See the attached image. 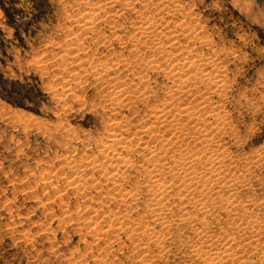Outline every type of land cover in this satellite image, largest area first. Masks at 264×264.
<instances>
[{"label": "bare ground", "instance_id": "bare-ground-1", "mask_svg": "<svg viewBox=\"0 0 264 264\" xmlns=\"http://www.w3.org/2000/svg\"><path fill=\"white\" fill-rule=\"evenodd\" d=\"M78 1L81 0H73V2ZM103 1L97 0L93 3L86 1L76 19L78 24L75 25L86 33H97L96 35H100L99 37L102 38L103 34L100 33L105 32L100 30L99 26L97 27L94 19L105 17L107 27L111 28L110 36L104 35L105 39L116 38L117 41L125 44V49L123 53L117 55L115 49L109 48L111 49L110 54H116L115 58L103 60L95 57V59L83 63L84 66L81 69L83 68L89 74L94 75L97 85L103 86L100 93L104 92V94L102 93V98H100L102 103L100 105L105 107L104 109L110 108L111 111L119 114L122 108L129 107L140 115L138 121L140 123H133L128 117H126L128 120H119L116 114L111 117L113 112L111 114V111H108L111 115L105 122L104 135L102 133L103 137L100 135L101 137L97 141H93L99 154L90 155L93 158H88L90 160L82 164L79 159L69 160L71 174L65 177V187H69L70 191L72 190L76 194L84 193V197L91 194V192L90 194L85 192L86 188L99 189L97 198L92 196L91 199L88 197L84 200L87 206L91 204L90 201H97L99 206L93 210L89 218L86 220L84 218L86 222L84 220L83 224L82 221L80 222L82 225L75 222L77 226L81 225V229L90 227L96 236L100 233L106 235L100 238L106 237V246L102 248L108 256L102 253H93L88 264H117L113 257L124 247L128 248L127 251L132 252L129 264L161 263L162 260L171 256L169 253L173 246L170 243L171 247L169 248L170 241L179 244V248L174 247L173 249L176 248L183 256L189 257L190 264H264V248L260 238V234L264 233L262 231L264 230V225H262L264 219L261 223L259 220L261 216L258 217L264 210V200H258L259 197L256 198V196L251 199V196H248L249 199L242 201L239 196L235 197L239 185H243L241 187L249 185L256 172L253 166L261 164L262 167L264 150H258V152L252 153V156L245 155L246 157L240 158L238 155L234 156L236 153L233 155V151H230L228 146H221L222 134L232 126H229L231 123L229 124V120H227L228 115L223 112L225 109L223 111L220 109L221 103L219 105L217 100L213 99L214 95L222 94L228 86L223 74L227 68L223 69L220 59V62H217L220 54H213V51L210 52V50L206 51L203 47L212 44L205 39L200 41V45H197L198 36L195 32H187L184 38L183 31L188 26L186 21L176 24L168 30L170 25H167L166 13L174 12V9L180 5L176 0ZM140 3H142L141 7H136V4ZM114 9L117 11L114 12ZM127 10H134L136 20L132 21L133 24L129 29L121 30L122 21L125 20L123 18L127 14L129 15V12L125 15ZM214 48L212 49L214 50ZM150 69L155 72L158 70L160 73L162 71L165 73L164 77H167L171 82V84L165 85L163 96L157 95V90L146 79ZM153 96L158 98L157 103H151L150 99ZM143 105L144 109H139ZM67 132L71 134L72 129L67 128ZM104 137H106L105 141ZM86 139L84 138L83 141ZM81 146L85 147V145ZM90 156L88 155V157ZM135 156L141 157V162L136 161ZM240 159H242V163H239ZM235 163L232 170V164ZM98 171L103 175L104 181L100 179L95 183V177H87V174L98 173ZM127 181H134V183L131 182L134 188L126 189L124 183H128ZM261 183L262 180L259 184L261 185ZM46 184L51 186L52 180ZM57 186L54 185L52 187L54 190L51 191L58 194L57 197L61 204L69 198L70 191L67 194L62 193L60 191L62 189ZM103 190H107L106 194ZM252 203L262 210L261 212L257 211L259 214L255 210L257 216L250 214L249 207ZM61 206L66 207L63 204ZM68 206L72 209V206ZM78 208L81 211V207ZM217 209L225 211V215L234 220L233 224H229V228L223 226L224 228L219 229L220 231L210 229L212 215L216 220L222 216L218 214L220 212H215ZM80 211L77 213V218ZM187 228L190 230L182 232ZM124 236L131 241V246L124 243ZM96 248L98 247L96 246ZM71 260L74 261L76 258ZM86 260L88 261L85 257ZM85 261L79 260V262L76 261V264H82Z\"/></svg>", "mask_w": 264, "mask_h": 264}, {"label": "rangeland", "instance_id": "rangeland-1", "mask_svg": "<svg viewBox=\"0 0 264 264\" xmlns=\"http://www.w3.org/2000/svg\"><path fill=\"white\" fill-rule=\"evenodd\" d=\"M86 1L97 2V0H81L80 2H73V0H0V264H76V261H85V257L88 261L86 260L82 264H88L93 253H102L108 256L102 248L106 246V237L100 238L106 235L100 233L101 235L96 236L90 227H87L89 229L80 227L93 213V210L99 206L97 201L90 200L91 204L87 206L84 200L88 197L91 199L92 196L97 198L99 189L86 188L85 192L87 194L91 192V194L84 197V193H73L69 187L64 186L65 177L71 174L69 166L71 160L79 159L82 164L93 158L90 155L99 154L93 141H97L102 133L104 135L105 122L112 112L111 117L117 115L119 120H128L129 118L133 123H140L138 122L140 115L129 107L122 108L119 114L114 113L110 108L104 109L105 107L100 105L102 104L100 98L104 94V92L100 93L103 86L97 85L94 75L89 74L83 68L81 69L84 66L83 63L95 59V57L103 60L115 58V53L110 54L111 49H115L117 55L123 53L125 49V44L120 43L116 38L105 39V36L107 37V34L110 36L111 33V28L107 27V21L104 20L105 17L94 19L97 27L99 26L98 28L105 32L100 33L103 34L102 38L99 37L100 35H96L97 33H86L81 30L82 28L76 26L78 24L76 19ZM176 2L180 4H178V8L176 7L174 12L166 13L167 25L171 26L168 25V30L174 25L186 21L189 28L187 26L184 29V38L187 32H195L198 36L197 45H200V41L204 39L210 41L212 45L203 48L206 51H213V54H220L217 62L222 61L220 63L223 69L227 68L223 74L229 87L227 86L222 94H216L213 97L219 105L221 103L220 109L222 111L225 109L223 112L228 115L227 120H229V124L231 123L229 126H232L222 134L221 146H228L230 151H233V155L236 153L234 156L238 155L240 158L245 155L252 156V153L254 154L258 150L263 151L264 0H176ZM141 4H136V7L140 8ZM115 10L114 12L117 11ZM125 15L121 30L129 29L133 24L132 21L136 20L134 10H127ZM195 33L192 34L195 35ZM208 47L209 49H207ZM211 47H215L214 50ZM67 55L69 56L67 57ZM80 59L81 61H79ZM55 63L57 64L55 65ZM149 71V77L145 76L146 79L157 90V95L163 96L165 85L171 84L170 80L164 77L165 73L162 71L161 73L158 70L155 72L153 69ZM143 72L142 74H144ZM93 80L94 82H92ZM64 90H68V92ZM53 93L59 94L57 96ZM150 100L153 104L157 103L158 98L153 96ZM139 109L143 110L144 105ZM108 111H111V114ZM67 128L72 129V136L67 132ZM84 138L87 139L83 141ZM89 144L90 146L87 147ZM81 145H85V147ZM139 148L138 150H140ZM94 151L97 154H94ZM135 158L136 161L141 162V157L135 156ZM241 160L239 163H242ZM232 165L233 170L236 163ZM255 166H253L256 170L255 177L253 175L254 179L251 178L249 185H244V187L239 185L236 190L238 192L235 197L239 196L242 201L249 199L250 196L251 199L256 196V198L259 197L258 200H264V163L262 167L261 164ZM92 176L96 179L95 183L100 179L104 181L103 175L99 171L87 174L88 178ZM257 179L262 180L261 185L259 184L261 180ZM51 180L53 185H45ZM127 182L124 183L126 189L134 186V181ZM54 185H58L57 187L62 189L60 190L62 193L67 194L70 191L69 200L67 196V200L60 204L58 194L51 191L54 190L52 189ZM103 191L106 194L107 190ZM84 203L85 205H83ZM62 204L66 207L63 208ZM68 205L72 206V209ZM256 206L255 203L250 205L249 210L253 211H250V214L262 211ZM78 207H81V211ZM254 207L256 208L254 209ZM219 210L217 209L215 212H220L218 214L225 217L220 216L218 220L213 215L211 217L209 213L212 222L210 229L214 231L222 230L223 226L229 228L228 226L234 221L225 215V211ZM78 211L81 212L78 214L79 220L77 218ZM262 213L258 215V217L261 216V219L259 218L261 223L264 219V213ZM56 214L57 216H55ZM213 218L216 221H212ZM76 221L77 224H81L82 221V224L77 226ZM217 221L220 223L218 222V224ZM185 230L190 229H183L182 232ZM262 231L264 232V230ZM260 236L263 242L261 245L264 248V233L263 235L261 233ZM123 240L127 246H131V241L126 236L123 237ZM170 243H172V249L179 246V244L170 241L169 248L171 247ZM95 245L101 250H98ZM172 249L170 248L171 254L169 253V255L171 256L167 257L168 261L164 259L165 261L162 260L161 263L157 262L156 264H190L189 257L183 256L176 248L173 251ZM127 250L128 248L124 247L113 257L117 264L131 263L132 252ZM72 258H76V260L73 261Z\"/></svg>", "mask_w": 264, "mask_h": 264}]
</instances>
